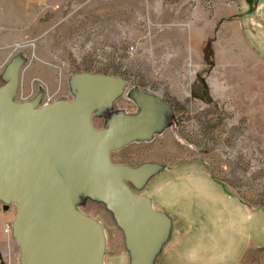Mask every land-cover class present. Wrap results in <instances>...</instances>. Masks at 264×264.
<instances>
[{"label": "rangeland", "instance_id": "obj_1", "mask_svg": "<svg viewBox=\"0 0 264 264\" xmlns=\"http://www.w3.org/2000/svg\"><path fill=\"white\" fill-rule=\"evenodd\" d=\"M254 2L0 0V85L15 58V101L70 99L72 73L91 71L124 80L112 103L91 113L94 127L110 112H133L134 87L171 104L159 132L109 153L113 162L161 164L130 186L170 219L161 248L171 240L173 250L164 259L160 248L159 264H264V52L245 31ZM73 204L100 223L103 264H129L105 204L82 192ZM178 217L189 227H177ZM18 257L19 249L14 264Z\"/></svg>", "mask_w": 264, "mask_h": 264}, {"label": "water", "instance_id": "obj_2", "mask_svg": "<svg viewBox=\"0 0 264 264\" xmlns=\"http://www.w3.org/2000/svg\"><path fill=\"white\" fill-rule=\"evenodd\" d=\"M20 62L13 58L0 85V206L16 208L11 234L19 264H103L100 223L75 205L82 192L100 200L123 232L129 264H154L170 219L147 194L135 192L161 164L113 162L111 150L149 139L170 116V103L137 87L129 91L133 112H110L100 127L91 113L109 106L123 78L76 71L73 95L38 104L14 100Z\"/></svg>", "mask_w": 264, "mask_h": 264}, {"label": "crops", "instance_id": "obj_3", "mask_svg": "<svg viewBox=\"0 0 264 264\" xmlns=\"http://www.w3.org/2000/svg\"><path fill=\"white\" fill-rule=\"evenodd\" d=\"M250 12L251 13V21L247 22V25L245 26V31L247 33V36L249 37V44L250 46L258 52H264V0H255V2L252 5ZM153 205L156 208H160V206L154 202ZM12 206L9 205V207L4 208L3 206H0V264H14L15 260V254L17 253V244L12 236V234L5 233L3 231V226L5 224L10 223V219L12 217L10 213V209ZM184 224L187 228L189 227V223L185 222L182 218H177V227L182 226ZM188 231V230H187ZM172 241L167 240L165 243V246H163L160 250L161 254L163 255L164 259L167 257V254L170 250H173V247L171 245ZM195 253H202L205 251H201V248L196 247ZM245 253V251L241 252V255ZM182 254V253H181ZM179 255L177 257H181L182 255ZM240 255V256H241ZM209 256V255H208ZM182 258V257H181ZM157 260V259H156ZM154 261V264H159L160 262ZM240 260V258L238 259ZM237 260V261H238ZM158 262V263H157Z\"/></svg>", "mask_w": 264, "mask_h": 264}, {"label": "built area", "instance_id": "obj_4", "mask_svg": "<svg viewBox=\"0 0 264 264\" xmlns=\"http://www.w3.org/2000/svg\"><path fill=\"white\" fill-rule=\"evenodd\" d=\"M48 100V98H46L44 101H47ZM3 231L4 232H6V233H9V232H11V224L9 223H7V224H5L4 225V227H3Z\"/></svg>", "mask_w": 264, "mask_h": 264}]
</instances>
